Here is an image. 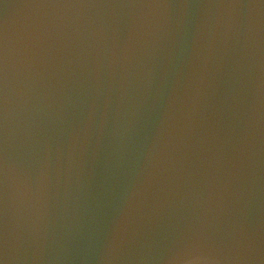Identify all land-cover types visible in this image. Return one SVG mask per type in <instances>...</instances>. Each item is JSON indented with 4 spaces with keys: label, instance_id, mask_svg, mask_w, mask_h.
I'll list each match as a JSON object with an SVG mask.
<instances>
[{
    "label": "water",
    "instance_id": "water-1",
    "mask_svg": "<svg viewBox=\"0 0 264 264\" xmlns=\"http://www.w3.org/2000/svg\"><path fill=\"white\" fill-rule=\"evenodd\" d=\"M0 264H264V0H0Z\"/></svg>",
    "mask_w": 264,
    "mask_h": 264
}]
</instances>
